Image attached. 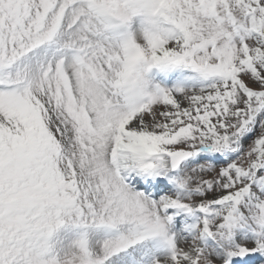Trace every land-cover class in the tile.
Segmentation results:
<instances>
[{
	"label": "snow or ice",
	"instance_id": "6c2138e0",
	"mask_svg": "<svg viewBox=\"0 0 264 264\" xmlns=\"http://www.w3.org/2000/svg\"><path fill=\"white\" fill-rule=\"evenodd\" d=\"M0 264H264V0H0Z\"/></svg>",
	"mask_w": 264,
	"mask_h": 264
}]
</instances>
